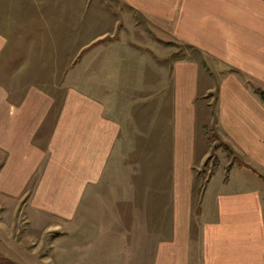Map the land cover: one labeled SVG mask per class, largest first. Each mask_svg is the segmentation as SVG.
Returning <instances> with one entry per match:
<instances>
[{
	"label": "rangeland",
	"instance_id": "1",
	"mask_svg": "<svg viewBox=\"0 0 264 264\" xmlns=\"http://www.w3.org/2000/svg\"><path fill=\"white\" fill-rule=\"evenodd\" d=\"M75 1L76 58L63 42V58L48 53L45 73L0 75V264H135L140 253V264H150V248H134L136 238L159 248L168 230L174 242L196 238L190 209L198 210L214 170L236 159L214 122L220 85L239 81L264 102L261 44L219 42L211 51L158 40L136 19L117 23L119 0ZM157 51L173 54L160 64L184 61L199 73L193 107L206 120L194 134L208 155L194 154L195 178L184 188L168 184L166 145L155 147L148 104L138 106L143 91L133 95L126 78L119 89L112 81L126 57ZM30 86L42 89H23ZM180 197L187 215L171 218L173 208L184 210Z\"/></svg>",
	"mask_w": 264,
	"mask_h": 264
},
{
	"label": "crops",
	"instance_id": "2",
	"mask_svg": "<svg viewBox=\"0 0 264 264\" xmlns=\"http://www.w3.org/2000/svg\"><path fill=\"white\" fill-rule=\"evenodd\" d=\"M0 1V75L45 73L48 53L50 60L63 58V42L65 51L77 57V24L72 16L77 9L75 0ZM119 3L122 14L117 15V23L136 19V24L148 27L158 40L198 44L211 51L219 42L246 43L251 50L261 44L264 50L262 1L119 0ZM172 56L171 52L159 51L148 55L133 53L126 57L130 66L127 63L113 66L111 73L117 76L112 81L118 89L126 78L133 95L143 91L138 99L144 102L138 106L143 107L141 111L149 109L150 137L155 139V147L161 139L160 145H166L165 172L171 180L168 184L184 188L195 178L194 154L201 151V159L208 155L205 138H195L194 134L195 126L205 122L206 110L197 116L193 107L198 71L177 59L169 66L159 63V58ZM56 64L59 62L53 61L49 66L54 68ZM142 73L145 77L141 78ZM219 89L214 122L219 123L221 138L236 159L214 170L207 179L198 210L190 209L195 217L196 238L174 242L173 230H168L167 241L160 248L156 242L143 244L141 238L135 239L134 248L141 245L146 247L145 251L150 248V264H264V102L239 81L222 83ZM181 199L179 203L183 202L184 210L173 208L171 218L178 217L179 210L181 217L187 215V199ZM140 256L141 253L135 257V264L141 263Z\"/></svg>",
	"mask_w": 264,
	"mask_h": 264
},
{
	"label": "trees",
	"instance_id": "3",
	"mask_svg": "<svg viewBox=\"0 0 264 264\" xmlns=\"http://www.w3.org/2000/svg\"><path fill=\"white\" fill-rule=\"evenodd\" d=\"M260 96L264 100V92H261Z\"/></svg>",
	"mask_w": 264,
	"mask_h": 264
}]
</instances>
